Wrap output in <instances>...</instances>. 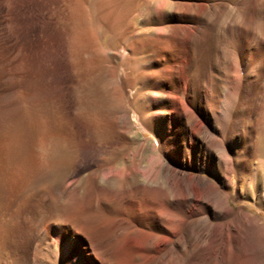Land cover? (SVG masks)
I'll return each instance as SVG.
<instances>
[{
  "label": "bare ground",
  "instance_id": "obj_1",
  "mask_svg": "<svg viewBox=\"0 0 264 264\" xmlns=\"http://www.w3.org/2000/svg\"><path fill=\"white\" fill-rule=\"evenodd\" d=\"M167 2L163 5L172 11L157 15L129 45L125 59L143 67L138 83L144 93L140 103L127 97L120 117L130 126L128 113H139L143 131L152 136L142 137L141 147L156 157L109 163L100 179L91 173L90 209L75 220L58 217L56 226L39 230L30 251L34 264H264V223L228 202L232 175H241L252 158L264 155V38L256 40L250 29L239 36L237 27L229 59L222 43L228 24H216L218 13L207 15L210 0ZM60 29L68 67L74 69L85 43ZM207 40L211 52L205 50ZM108 79L122 89L114 72ZM253 98L263 121L258 136L245 133L249 127L242 123ZM200 104L211 112L213 129ZM237 134L248 139L246 146L227 148ZM69 192L62 194L69 197ZM5 248L1 264L29 261L16 249L8 256Z\"/></svg>",
  "mask_w": 264,
  "mask_h": 264
},
{
  "label": "rangeland",
  "instance_id": "obj_2",
  "mask_svg": "<svg viewBox=\"0 0 264 264\" xmlns=\"http://www.w3.org/2000/svg\"><path fill=\"white\" fill-rule=\"evenodd\" d=\"M160 1L0 0V251L7 245L8 256H15L16 249L29 257L27 264H34L30 251L39 230L56 226L58 217H82L95 192L91 173L100 179L109 163L156 157L148 146L141 147L142 137L152 136L143 131L139 113H128L130 126L120 117L127 97L140 103L144 93L138 83L143 67L131 66L125 55L157 15L172 11L163 4L173 0ZM210 2L207 15L218 13L221 24H216H228L222 32L227 58L235 49L228 44L234 46L230 39L237 27L239 36L250 29L256 40L264 38V0ZM61 27L85 43L74 69L65 58ZM207 41L205 50L211 52L212 42ZM110 72L121 80L122 89L109 82ZM256 101L242 123L249 127L245 133L258 136L263 121ZM198 109L213 129L211 112L203 104ZM243 142L246 146L248 139L237 134L226 147L241 148ZM179 170L209 178L196 170ZM231 180L229 204L264 223V155L252 158ZM63 189L70 191L69 197Z\"/></svg>",
  "mask_w": 264,
  "mask_h": 264
}]
</instances>
